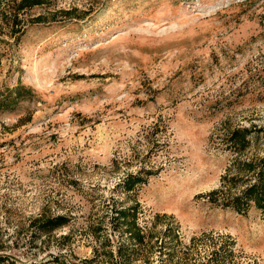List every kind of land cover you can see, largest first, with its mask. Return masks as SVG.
<instances>
[{"label":"rangeland","instance_id":"obj_1","mask_svg":"<svg viewBox=\"0 0 264 264\" xmlns=\"http://www.w3.org/2000/svg\"><path fill=\"white\" fill-rule=\"evenodd\" d=\"M46 2L16 27L0 14V254L264 264V213L209 197L240 192L243 162L264 155V0ZM237 129L253 137L234 154ZM130 174L145 183L125 192ZM129 207L141 243L119 219Z\"/></svg>","mask_w":264,"mask_h":264},{"label":"trees","instance_id":"obj_2","mask_svg":"<svg viewBox=\"0 0 264 264\" xmlns=\"http://www.w3.org/2000/svg\"><path fill=\"white\" fill-rule=\"evenodd\" d=\"M46 0H0V14L1 16L9 15L7 18H11L13 21L11 27H16L20 21L19 17L24 12L33 9L35 7L46 5ZM34 22L39 23L40 18L33 19ZM32 22V23H34ZM17 95L23 97L26 94H21L24 89H16ZM253 132L245 129H237L230 134L226 140V147L228 150L234 154L243 152L252 140ZM241 171L244 173L246 180L244 182V187L242 190L234 195H226L219 202L214 199V191L209 194L212 198L211 202L220 206L224 209H229L236 214L245 215L251 208L264 213V155L257 158L252 162H243ZM147 174V172H145ZM145 183V178L141 174L128 175L121 184L120 187L126 192L133 190L137 185ZM133 208L129 207L124 210H119V219L123 221L125 225V232H128L129 240L132 243H141L142 235L141 230L136 225L135 214L131 212ZM66 224V219L63 217H55L52 219H47L36 225L37 230L43 235L49 234L52 231L63 227ZM132 225V228L129 226ZM130 249L121 250L118 248L117 259L114 260V264H130V259L132 254L136 253V249L130 250V254L127 253ZM213 258V257H212ZM0 264H20L16 261L8 258L7 256L0 254ZM207 264H225L223 261L214 258L209 259Z\"/></svg>","mask_w":264,"mask_h":264}]
</instances>
